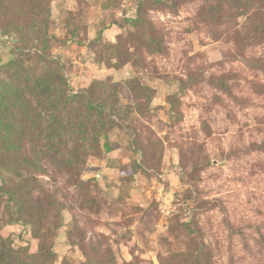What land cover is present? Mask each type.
<instances>
[{
    "label": "rangeland",
    "instance_id": "374dc122",
    "mask_svg": "<svg viewBox=\"0 0 264 264\" xmlns=\"http://www.w3.org/2000/svg\"><path fill=\"white\" fill-rule=\"evenodd\" d=\"M0 236L264 264V0H0Z\"/></svg>",
    "mask_w": 264,
    "mask_h": 264
},
{
    "label": "trees",
    "instance_id": "16d2710c",
    "mask_svg": "<svg viewBox=\"0 0 264 264\" xmlns=\"http://www.w3.org/2000/svg\"><path fill=\"white\" fill-rule=\"evenodd\" d=\"M24 249L22 248H14L13 244L10 242H7L6 240H4L1 236H0V263L2 264H13L11 263V261H13L14 259L19 260L21 257L22 258H26L28 260H30L31 262H36V257L39 258L41 257V262L42 264H48V254L47 252L45 253H38L37 256L35 255H30L27 257L23 256V252ZM35 258V259H34ZM40 261V260H39Z\"/></svg>",
    "mask_w": 264,
    "mask_h": 264
}]
</instances>
